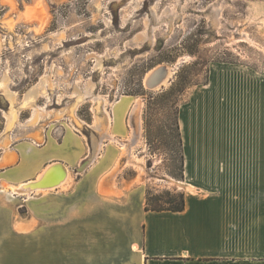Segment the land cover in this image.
I'll return each mask as SVG.
<instances>
[{"label":"crops","instance_id":"1","mask_svg":"<svg viewBox=\"0 0 264 264\" xmlns=\"http://www.w3.org/2000/svg\"><path fill=\"white\" fill-rule=\"evenodd\" d=\"M177 119L182 212L146 210L145 185L118 179L114 141L0 130V264H264V67L211 62ZM56 164L61 186L14 190Z\"/></svg>","mask_w":264,"mask_h":264},{"label":"rangeland","instance_id":"2","mask_svg":"<svg viewBox=\"0 0 264 264\" xmlns=\"http://www.w3.org/2000/svg\"><path fill=\"white\" fill-rule=\"evenodd\" d=\"M213 61L264 67V0H0V130L74 126L114 141L123 183L186 193L178 110ZM162 65L167 83L148 88Z\"/></svg>","mask_w":264,"mask_h":264},{"label":"bare ground","instance_id":"3","mask_svg":"<svg viewBox=\"0 0 264 264\" xmlns=\"http://www.w3.org/2000/svg\"><path fill=\"white\" fill-rule=\"evenodd\" d=\"M28 13H29V11H28ZM30 13H31V16L34 17L32 14V10L30 11ZM44 19L42 18V20H41L42 23L40 25H43L45 23L43 21ZM40 28H41V26H40ZM170 74H171V69L168 66L162 65V66L156 67L150 73H148V75L146 76L145 84L147 87H149V85L154 86L152 89L160 88L161 86H163L164 84L167 83V80H168ZM13 95L14 94L12 93L10 96L13 97ZM37 97H38V92H37L36 88L30 90V92L28 93V95L26 96V98L24 100V105L25 106L33 105L35 103ZM99 101H101V100H99ZM16 112L12 113L9 116L10 120H11V124L13 123V120L15 119V116H16L15 113ZM101 124H103V122H101V120H98L97 124L95 125L96 129L100 130V132H101V128H103L101 126ZM129 145L131 146L130 143H129ZM66 177H67L66 167L63 165H60V164H56L54 166L47 167L44 170V172L39 176L38 179L26 183L20 189H14V190L17 192H19V191L27 192L29 194L34 192V191L42 192V191L51 190V189H54L58 186H61L63 184V182L65 181Z\"/></svg>","mask_w":264,"mask_h":264},{"label":"trees","instance_id":"4","mask_svg":"<svg viewBox=\"0 0 264 264\" xmlns=\"http://www.w3.org/2000/svg\"><path fill=\"white\" fill-rule=\"evenodd\" d=\"M177 129H178V136H179V142L181 145L182 150V137L180 128L177 122ZM182 170L181 174L177 176L179 180H185V173H184V155L182 153ZM186 208V193L182 192L178 195H173L171 191H166L162 195H156L154 196L152 193L147 191V197H146V210L148 211H156V212H162V211H171V212H182Z\"/></svg>","mask_w":264,"mask_h":264},{"label":"water","instance_id":"5","mask_svg":"<svg viewBox=\"0 0 264 264\" xmlns=\"http://www.w3.org/2000/svg\"><path fill=\"white\" fill-rule=\"evenodd\" d=\"M154 86H152V85H149V87L148 88H153Z\"/></svg>","mask_w":264,"mask_h":264}]
</instances>
